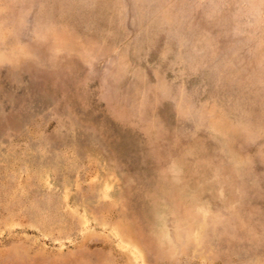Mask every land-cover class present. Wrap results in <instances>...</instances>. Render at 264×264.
Segmentation results:
<instances>
[{"label": "rangeland", "instance_id": "1", "mask_svg": "<svg viewBox=\"0 0 264 264\" xmlns=\"http://www.w3.org/2000/svg\"><path fill=\"white\" fill-rule=\"evenodd\" d=\"M0 122V264H264V0H0Z\"/></svg>", "mask_w": 264, "mask_h": 264}, {"label": "bare ground", "instance_id": "2", "mask_svg": "<svg viewBox=\"0 0 264 264\" xmlns=\"http://www.w3.org/2000/svg\"><path fill=\"white\" fill-rule=\"evenodd\" d=\"M39 48V47H38ZM44 49V48H43ZM46 50H48L47 48H46ZM49 52H50V50H49ZM45 57H46V55H44ZM24 61V60H23ZM35 62V61H34ZM16 63V62H15ZM23 63V62H22ZM38 63V62H37ZM27 65V64H26ZM34 65V64H33ZM35 66H37V65H35ZM42 66V65H41ZM39 67V66H38ZM45 67H47V66H45ZM44 67V68H45ZM42 68V67H41ZM47 68H49V67H47ZM52 68V67H51ZM31 69V68H30ZM28 70H29V68H28ZM33 70V69H32ZM56 70V69H55ZM79 71V70H78ZM29 72V71H28ZM54 73V72H53ZM77 73V72H76ZM49 74V73H48ZM52 74V73H51ZM62 74V73H61ZM31 75V74H30ZM63 75V74H62ZM39 76V75H38ZM29 77V76H28ZM31 77V76H30ZM40 77V76H39ZM38 77V78H39ZM59 77H60V75H59ZM44 78V77H43ZM42 78V79H43ZM57 78V77H56ZM48 79V78H47ZM35 80V79H34ZM38 80V79H37ZM64 80V79H63ZM48 82V81H47ZM94 82V81H93ZM44 84V83H43ZM47 84V83H46ZM64 84V83H63ZM106 84V83H105ZM251 84V83H250ZM40 85H41V82H40ZM49 85V84H48ZM39 86V85H38ZM64 86V85H63ZM13 88V87H12ZM64 88H65V86H64ZM58 91V90H57ZM179 91V90H178ZM180 92V91H179ZM30 105V104H29ZM126 107V106H125ZM164 108V107H163ZM166 108V107H165ZM168 108V107H167ZM166 108V109H167ZM168 110V109H167ZM132 111V110H131ZM164 111H165V109H164ZM167 113V112H166ZM169 113V112H168ZM136 114V113H135ZM165 114V113H164ZM161 115H163L162 114V112H161ZM169 115H170V113H169ZM172 115V114H171ZM164 116V115H163ZM150 119V118H149ZM152 122V121H151ZM1 123V122H0ZM168 123V122H167ZM197 130V129H196ZM65 157V156H64ZM102 167V166H101ZM111 172V171H110ZM117 175V174H116ZM113 183V182H112ZM115 185V184H114ZM101 190V189H100ZM106 190V189H105ZM110 190V189H109ZM106 192V191H105ZM88 193V192H87ZM108 193V192H107ZM94 194H96L95 192H94ZM88 197V196H87ZM92 197V196H91ZM86 208V207H85ZM99 215V214H98ZM32 217V216H31ZM83 217V216H82ZM96 217V216H95ZM98 219H100V218H98ZM102 219V218H101ZM48 222V221H47ZM39 223V222H38ZM102 223V222H101ZM47 224V223H46ZM250 262V261H249Z\"/></svg>", "mask_w": 264, "mask_h": 264}]
</instances>
